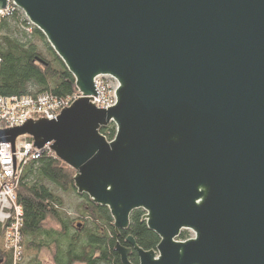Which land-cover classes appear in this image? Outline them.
Returning <instances> with one entry per match:
<instances>
[{
    "label": "water",
    "instance_id": "water-1",
    "mask_svg": "<svg viewBox=\"0 0 264 264\" xmlns=\"http://www.w3.org/2000/svg\"><path fill=\"white\" fill-rule=\"evenodd\" d=\"M10 1L81 96L56 119L0 129V142L14 148L28 134L37 148L50 144L117 233L144 211L160 240L145 250L129 234L128 246L115 244L121 264H264V0H0V9ZM100 75L118 80L107 109L90 99ZM113 123L109 141L99 128ZM183 229L194 237L177 240Z\"/></svg>",
    "mask_w": 264,
    "mask_h": 264
},
{
    "label": "trees",
    "instance_id": "trees-1",
    "mask_svg": "<svg viewBox=\"0 0 264 264\" xmlns=\"http://www.w3.org/2000/svg\"><path fill=\"white\" fill-rule=\"evenodd\" d=\"M35 37L50 52L51 59L44 57ZM45 38L19 8L0 19V95L48 91L56 97H66L78 92L75 78ZM99 131L109 141L116 133L114 123L100 127ZM25 167L16 191L23 210L21 232L24 250L49 249L53 252L54 264H121L115 244L119 241L128 246L126 237L129 234L145 250H151L158 244L160 239L146 226L141 208L131 212L128 229L117 233L108 207L94 204L85 194L80 195L84 202L78 219L86 224L77 223L73 227V222L58 207L60 199L43 180L51 181L63 190H75V170L61 159L47 155ZM47 219L55 221L57 228H47ZM179 236L181 240L189 238L186 230ZM1 238L0 229V242ZM0 258V264H18L21 261L14 263L13 255L1 247ZM129 260L138 261L135 252L130 254Z\"/></svg>",
    "mask_w": 264,
    "mask_h": 264
},
{
    "label": "built area",
    "instance_id": "built-area-1",
    "mask_svg": "<svg viewBox=\"0 0 264 264\" xmlns=\"http://www.w3.org/2000/svg\"><path fill=\"white\" fill-rule=\"evenodd\" d=\"M14 8L18 7L12 1L8 2L6 8L0 9V19L10 15ZM94 88L98 94L92 95L93 99H90L96 107L107 109L116 103L118 80L114 76H97ZM79 96L80 91L66 97H56L48 91L14 96L0 95V129L11 126L14 128L27 118L56 119L61 109L69 107ZM14 146L12 148L6 141L0 142V229L2 249L11 253L16 263L21 260L24 250L21 232L23 210L16 194L21 176L29 162L38 160L43 155H56L50 144L37 148L28 134L17 137Z\"/></svg>",
    "mask_w": 264,
    "mask_h": 264
},
{
    "label": "rangeland",
    "instance_id": "rangeland-1",
    "mask_svg": "<svg viewBox=\"0 0 264 264\" xmlns=\"http://www.w3.org/2000/svg\"><path fill=\"white\" fill-rule=\"evenodd\" d=\"M34 40H35V42H37L38 47H40V50L42 51V54L44 55V57L51 59L52 57H51L50 52H48L46 47H44L42 45L41 40H39L36 37L34 38ZM45 40L47 41L46 38H45ZM43 182L60 199V204L58 205V207L61 210V212L69 220H71L73 222L72 223L73 227L77 223L86 224L81 219H78V218H80V209H81L80 207L84 202V198H82L80 196V194L77 193L76 189L75 190H73V189L72 190H63V189L57 187L51 181L49 182L47 180H43ZM45 226L47 228H57V223L53 220L47 219ZM82 230H83V228L80 229V231H82ZM183 230H185V229H183ZM186 231H187V236H189V238L194 237V233L192 232V230L188 229ZM177 240L183 241L180 239V236L177 238ZM0 247L2 249L1 242H0ZM52 255H53V252H51V250H49V249H43L40 251L33 250V249L32 250H26L25 249L23 256L21 257V261L18 264H36V262H38L39 264H54L53 260H52V257H53ZM76 264H79V263H76Z\"/></svg>",
    "mask_w": 264,
    "mask_h": 264
},
{
    "label": "flooded vegetation",
    "instance_id": "flooded-vegetation-1",
    "mask_svg": "<svg viewBox=\"0 0 264 264\" xmlns=\"http://www.w3.org/2000/svg\"><path fill=\"white\" fill-rule=\"evenodd\" d=\"M132 253V252H131Z\"/></svg>",
    "mask_w": 264,
    "mask_h": 264
}]
</instances>
